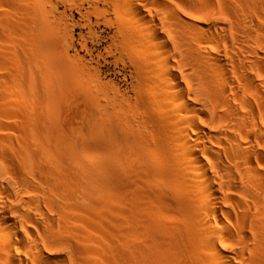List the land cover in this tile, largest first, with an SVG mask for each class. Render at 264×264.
<instances>
[{
    "label": "bare ground",
    "instance_id": "bare-ground-1",
    "mask_svg": "<svg viewBox=\"0 0 264 264\" xmlns=\"http://www.w3.org/2000/svg\"><path fill=\"white\" fill-rule=\"evenodd\" d=\"M76 1L128 88L74 60L75 147L52 30L20 58L0 45V264H264V0Z\"/></svg>",
    "mask_w": 264,
    "mask_h": 264
},
{
    "label": "rangeland",
    "instance_id": "rangeland-1",
    "mask_svg": "<svg viewBox=\"0 0 264 264\" xmlns=\"http://www.w3.org/2000/svg\"><path fill=\"white\" fill-rule=\"evenodd\" d=\"M78 3L75 0H53L50 5L48 0L45 8L48 19L47 22H42L39 17L40 11L44 10L41 0H0V38L6 37L0 40V45L12 49L14 57L10 55V59L20 58L30 45H40V24L52 30L47 39L55 64L56 80L62 86L52 93L53 99L51 94L49 97L55 100L54 108L57 106L60 112L59 131L66 134L75 147L82 144L83 136L87 132L88 83L85 75L75 67L74 60L80 66H85L86 62L96 66V61L100 60L103 63L101 70L105 80L118 83L123 90L128 88L123 80L128 71L122 65L116 64L114 55L107 53L113 29L105 22L96 24L94 18L91 25L87 26L85 18L81 16L84 10L80 9ZM22 70V77L16 74L19 82H25L29 77V72L25 73L28 69ZM30 92L32 91L25 86L19 94L23 99H33L35 95Z\"/></svg>",
    "mask_w": 264,
    "mask_h": 264
}]
</instances>
